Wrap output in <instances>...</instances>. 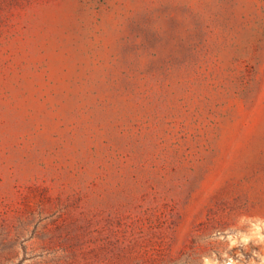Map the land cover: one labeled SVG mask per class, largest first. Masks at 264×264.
Masks as SVG:
<instances>
[{"label":"rangeland","instance_id":"374dc122","mask_svg":"<svg viewBox=\"0 0 264 264\" xmlns=\"http://www.w3.org/2000/svg\"><path fill=\"white\" fill-rule=\"evenodd\" d=\"M0 264H264V0H0Z\"/></svg>","mask_w":264,"mask_h":264}]
</instances>
